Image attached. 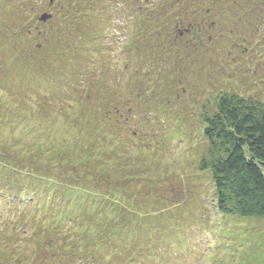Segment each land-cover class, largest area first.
Listing matches in <instances>:
<instances>
[{"label": "rangeland", "instance_id": "374dc122", "mask_svg": "<svg viewBox=\"0 0 264 264\" xmlns=\"http://www.w3.org/2000/svg\"><path fill=\"white\" fill-rule=\"evenodd\" d=\"M222 93L264 102V0H0V258L264 264L201 170Z\"/></svg>", "mask_w": 264, "mask_h": 264}, {"label": "trees", "instance_id": "16d2710c", "mask_svg": "<svg viewBox=\"0 0 264 264\" xmlns=\"http://www.w3.org/2000/svg\"><path fill=\"white\" fill-rule=\"evenodd\" d=\"M222 94L215 111L202 115L210 150L201 170L211 172L221 214L264 218V102ZM11 181L19 182V179ZM15 194L13 197L23 194V190ZM36 194L44 196V193ZM40 230L41 234H47ZM10 260L1 254L0 264H17Z\"/></svg>", "mask_w": 264, "mask_h": 264}, {"label": "water", "instance_id": "95a60500", "mask_svg": "<svg viewBox=\"0 0 264 264\" xmlns=\"http://www.w3.org/2000/svg\"><path fill=\"white\" fill-rule=\"evenodd\" d=\"M48 18L45 16L44 18H43V20L45 21V20H47Z\"/></svg>", "mask_w": 264, "mask_h": 264}]
</instances>
